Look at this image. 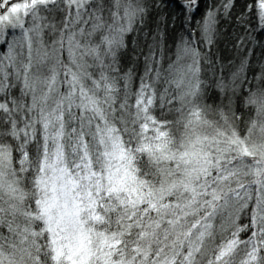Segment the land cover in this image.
<instances>
[{
	"label": "snow or ice",
	"instance_id": "snow-or-ice-1",
	"mask_svg": "<svg viewBox=\"0 0 264 264\" xmlns=\"http://www.w3.org/2000/svg\"><path fill=\"white\" fill-rule=\"evenodd\" d=\"M0 264H264V0H0Z\"/></svg>",
	"mask_w": 264,
	"mask_h": 264
}]
</instances>
